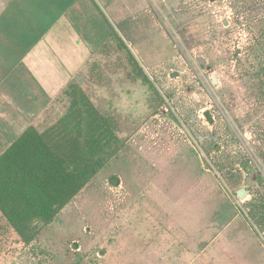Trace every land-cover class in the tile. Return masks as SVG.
Masks as SVG:
<instances>
[{
  "label": "rangeland",
  "instance_id": "374dc122",
  "mask_svg": "<svg viewBox=\"0 0 264 264\" xmlns=\"http://www.w3.org/2000/svg\"><path fill=\"white\" fill-rule=\"evenodd\" d=\"M126 13L41 130L72 149L90 101L122 148L32 243L0 215V264H264V0Z\"/></svg>",
  "mask_w": 264,
  "mask_h": 264
},
{
  "label": "crops",
  "instance_id": "0c3cea01",
  "mask_svg": "<svg viewBox=\"0 0 264 264\" xmlns=\"http://www.w3.org/2000/svg\"><path fill=\"white\" fill-rule=\"evenodd\" d=\"M126 9L127 0H0V157L28 129L41 132L57 98L125 31Z\"/></svg>",
  "mask_w": 264,
  "mask_h": 264
},
{
  "label": "trees",
  "instance_id": "16d2710c",
  "mask_svg": "<svg viewBox=\"0 0 264 264\" xmlns=\"http://www.w3.org/2000/svg\"><path fill=\"white\" fill-rule=\"evenodd\" d=\"M82 141L66 149L53 146L44 133L28 129L0 157V211L28 245L49 229L68 205L122 148L108 121L94 108ZM114 178V177H112ZM118 179V178H117Z\"/></svg>",
  "mask_w": 264,
  "mask_h": 264
},
{
  "label": "water",
  "instance_id": "95a60500",
  "mask_svg": "<svg viewBox=\"0 0 264 264\" xmlns=\"http://www.w3.org/2000/svg\"><path fill=\"white\" fill-rule=\"evenodd\" d=\"M200 62L201 64L205 65L207 63V60L203 57H200ZM213 78L217 81L215 74L213 75ZM248 194L249 193L245 187H242L238 190V195L240 196V198H246Z\"/></svg>",
  "mask_w": 264,
  "mask_h": 264
}]
</instances>
